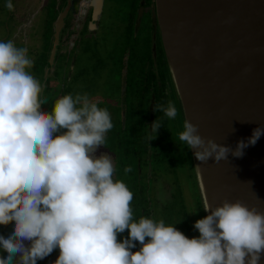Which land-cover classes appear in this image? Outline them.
Listing matches in <instances>:
<instances>
[{
	"label": "clouds",
	"instance_id": "obj_1",
	"mask_svg": "<svg viewBox=\"0 0 264 264\" xmlns=\"http://www.w3.org/2000/svg\"><path fill=\"white\" fill-rule=\"evenodd\" d=\"M5 7L11 11L12 0ZM32 67L26 47L0 41V225H14L7 237L0 235L6 253L0 264H13L14 258L37 264L57 248L54 264H259L264 212L241 201L206 205L209 215L194 224L198 238L189 239L163 220L133 222V193L113 179L110 156L96 155L113 127L110 113L87 94H67L51 112L42 111L47 101L28 71ZM157 110L169 119L177 115L171 101ZM183 127L179 140L201 163L218 164L230 152L242 158L264 135V128H256L232 151L203 139L188 120ZM160 128L157 120L151 125L155 134ZM126 230L129 237L118 241ZM137 241L141 247L133 252Z\"/></svg>",
	"mask_w": 264,
	"mask_h": 264
},
{
	"label": "flooded vegetation",
	"instance_id": "obj_2",
	"mask_svg": "<svg viewBox=\"0 0 264 264\" xmlns=\"http://www.w3.org/2000/svg\"><path fill=\"white\" fill-rule=\"evenodd\" d=\"M12 3L9 11L6 0H0V41L11 40L17 47H26L28 56L34 59L33 69L28 71L42 86L41 98L47 102L41 104V110L51 112L55 102L67 94H87L98 107L107 109L113 127L96 155L110 156L116 169L113 179L124 182L133 193V222L142 217L163 220L189 239L198 238L200 233L194 228L197 206L191 208L192 219L180 187L156 174L161 166L170 175L178 173L183 160L180 142L171 127L173 119L156 111V106L167 107L169 101L173 102L175 118L181 116L185 122L154 16L156 0ZM109 12L112 22L103 28ZM156 120L161 128L155 134L151 125ZM125 168L131 171L126 173ZM167 207L171 212H162ZM13 226L0 225V235L7 237ZM128 237L126 230L117 238L122 242ZM135 243L133 252L141 247L138 241ZM59 254L54 250L37 264H54ZM4 255L0 250V256Z\"/></svg>",
	"mask_w": 264,
	"mask_h": 264
},
{
	"label": "water",
	"instance_id": "obj_3",
	"mask_svg": "<svg viewBox=\"0 0 264 264\" xmlns=\"http://www.w3.org/2000/svg\"><path fill=\"white\" fill-rule=\"evenodd\" d=\"M154 16L185 120L235 151L264 128V0H156ZM191 154L204 207L241 201L264 212V135L242 158Z\"/></svg>",
	"mask_w": 264,
	"mask_h": 264
},
{
	"label": "rangeland",
	"instance_id": "obj_4",
	"mask_svg": "<svg viewBox=\"0 0 264 264\" xmlns=\"http://www.w3.org/2000/svg\"><path fill=\"white\" fill-rule=\"evenodd\" d=\"M111 13H107L104 21H103V28H106L107 26H109L112 22V17H111ZM38 44V43H37ZM43 47V45H41ZM103 46V44H100V47ZM22 47V46H21ZM42 50H39V53ZM38 54L36 55V58H38ZM93 58H98V56H95ZM32 59V58H31ZM33 63L35 62L34 59H32ZM33 69V67L30 69V71ZM171 81V79H170ZM172 82V81H171ZM175 105V104H174ZM184 123L183 120L181 118V116H179L177 119H173L172 123H171V127L173 130H175L177 137H178V141L180 142L181 145V156H182V162L180 164H178V168H179V172L178 173H173L170 175L169 171L167 170L166 167L161 166L159 169H156V171L158 170V172L156 174H159V176H157L160 179H165L167 180V183L171 182L174 184H176L177 186L180 187V189L182 190V192L184 193V198L186 200V203L188 205L189 211L191 212V218L193 219V214H192V206L194 207V205L197 206V210H198V214H197V219L195 220L198 221L200 219H203L206 217L205 215V210H204V204L202 201V197L199 191V187H198V182H197V174L195 171V167L193 165V157L191 154V150H189L187 148L186 144H183L180 140H179V133H181L182 131H184ZM199 202L201 203V205H199ZM203 204V205H202ZM166 212L170 213L172 209H168L164 208L162 210V212ZM160 213L161 216H164L163 213ZM195 219V217H194ZM56 250L59 251V249L57 248Z\"/></svg>",
	"mask_w": 264,
	"mask_h": 264
}]
</instances>
